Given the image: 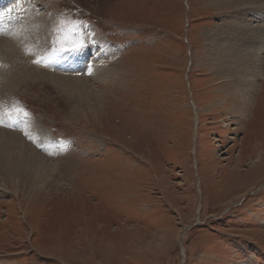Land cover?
<instances>
[{
    "label": "rangeland",
    "instance_id": "obj_1",
    "mask_svg": "<svg viewBox=\"0 0 264 264\" xmlns=\"http://www.w3.org/2000/svg\"><path fill=\"white\" fill-rule=\"evenodd\" d=\"M258 5H12L22 50L16 66L0 60V104L29 116L6 118L0 133L56 173H0V264H264V40L249 37L264 36ZM86 26L82 70L48 67Z\"/></svg>",
    "mask_w": 264,
    "mask_h": 264
},
{
    "label": "bare ground",
    "instance_id": "obj_2",
    "mask_svg": "<svg viewBox=\"0 0 264 264\" xmlns=\"http://www.w3.org/2000/svg\"><path fill=\"white\" fill-rule=\"evenodd\" d=\"M232 1L235 2L249 1V4L253 5L251 9L252 12H254L256 9H260L258 3L264 2V0H232ZM259 31L260 30L257 29L255 32L249 34V37H251V39L253 40L252 41L253 46L255 45V42L264 40V36H262L259 33ZM10 37L11 38H9L8 36L7 41L0 40V60H2L1 58H3L4 54L8 55L9 56L8 63L12 67V66H16L17 63V60L13 57H17L20 51L22 50V46H20L16 40V37H19V30L17 29V31L12 35H10ZM258 51H260V49H258ZM247 53L249 54L248 51ZM259 60L255 61V63H258L260 67V65L263 62L262 59ZM0 68H2V64H0ZM64 80L65 79H62V81ZM80 85L79 88L80 90H82ZM3 87H4L3 83L0 82V89H2ZM0 95H1V90H0ZM260 161L255 162V164L256 163L261 164ZM33 165L35 166L36 169L39 168V170H37V173L45 177H51L53 176V173H56V170L52 164L47 162L43 157L37 154V152L28 148L26 144H24L22 141L18 139L17 135L0 133V173H8L10 177L25 178L27 173L23 170V167L31 168Z\"/></svg>",
    "mask_w": 264,
    "mask_h": 264
},
{
    "label": "snow or ice",
    "instance_id": "obj_3",
    "mask_svg": "<svg viewBox=\"0 0 264 264\" xmlns=\"http://www.w3.org/2000/svg\"><path fill=\"white\" fill-rule=\"evenodd\" d=\"M67 38H65L64 41L61 42L60 51L62 53H76L79 52L84 45L81 44H72L71 46H68L67 44ZM32 55H35L34 53H29ZM35 63L42 64L43 66H47V64L44 63V60L42 57H38L36 60H34ZM13 115L16 116L17 119L25 118L27 119L29 116V113L20 105L14 104L8 108H5L2 104H0V126H7L4 124V121L6 118L10 119Z\"/></svg>",
    "mask_w": 264,
    "mask_h": 264
},
{
    "label": "water",
    "instance_id": "obj_4",
    "mask_svg": "<svg viewBox=\"0 0 264 264\" xmlns=\"http://www.w3.org/2000/svg\"><path fill=\"white\" fill-rule=\"evenodd\" d=\"M182 256L184 257V255H183V251H182Z\"/></svg>",
    "mask_w": 264,
    "mask_h": 264
}]
</instances>
